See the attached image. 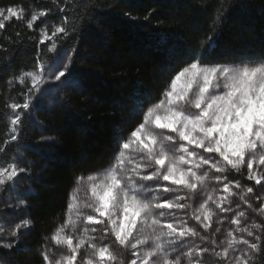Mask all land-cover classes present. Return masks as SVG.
Listing matches in <instances>:
<instances>
[{
	"label": "snow or ice",
	"instance_id": "6c2138e0",
	"mask_svg": "<svg viewBox=\"0 0 264 264\" xmlns=\"http://www.w3.org/2000/svg\"><path fill=\"white\" fill-rule=\"evenodd\" d=\"M51 3L31 13L19 4L0 5V31L15 20L33 33L16 31L4 38L8 45L28 41L35 47L33 68L7 81L23 87L22 103L5 96L0 113L7 118L0 139V264H26L23 254L30 249L21 237L36 223L30 214L11 224L6 219L30 207L26 200L5 203L15 181L35 167L19 150L23 136L29 124L41 133L48 127L35 116L41 96L64 85L83 91L73 67L93 9L99 10L77 0ZM225 18L221 3L199 47L160 69L174 74L160 91L141 94L131 130L116 137L107 167L74 177L67 218L44 237L66 252L56 256L42 244L40 264H264V170H258L264 169V55L226 51L217 59ZM8 50L0 42V52ZM58 102L59 96L49 101ZM55 140L41 134L23 146L48 160ZM9 151L11 162L4 163ZM213 182V191L223 194L205 198L201 193ZM85 188L90 196L81 200Z\"/></svg>",
	"mask_w": 264,
	"mask_h": 264
},
{
	"label": "trees",
	"instance_id": "16d2710c",
	"mask_svg": "<svg viewBox=\"0 0 264 264\" xmlns=\"http://www.w3.org/2000/svg\"><path fill=\"white\" fill-rule=\"evenodd\" d=\"M77 2L95 3L99 7V10L93 9L92 21L83 31L73 67L83 91L64 86L56 95L60 102L50 108L39 107L35 116L48 127L41 133L34 124H29L19 149L35 167L31 168L30 176L26 175L22 192L10 189L5 199V203L26 200L30 206L9 212L6 217L9 224L29 214L36 222L35 228L21 237L30 249L23 254L26 264H40L37 249L42 244L46 243L53 253L60 249L54 241L45 242L44 237L64 222L74 177L105 165L106 154L113 152L116 137L126 136L131 130L132 113L141 94L160 91L159 85L174 74H165L160 69L169 62L182 61L199 47V40L212 31L209 25L221 3L226 18L217 38L216 58H221L226 51L264 55V0ZM9 3L22 5L25 11L54 7L51 0H0V5ZM124 13H130L132 18ZM47 19L52 22L51 16ZM16 31H22L25 36L33 34L15 20L0 31V42L9 48L7 53L0 52V113L4 112L5 96L22 102L18 93L24 91L23 87L18 83L13 84L16 89L9 87L8 78L18 74L21 68H33L29 61L34 56V45L25 41L23 47H17L8 45L4 39ZM5 57L12 58L10 64L2 63ZM82 96L87 97L86 102ZM6 128L7 118L0 115V139L5 138ZM41 134L56 138L50 145L48 160L26 151L23 146ZM12 155L9 151L3 162H11L8 158Z\"/></svg>",
	"mask_w": 264,
	"mask_h": 264
},
{
	"label": "rangeland",
	"instance_id": "374dc122",
	"mask_svg": "<svg viewBox=\"0 0 264 264\" xmlns=\"http://www.w3.org/2000/svg\"><path fill=\"white\" fill-rule=\"evenodd\" d=\"M32 11H34V10H29V11H26L27 13H31ZM49 31H51V28H49ZM50 46V45H49ZM64 86H67V87H71V86H68V85H64ZM64 86H62V87H64ZM12 88H15L16 89V86L15 85H12ZM71 88H73V89H75V90H77V88H74V87H71ZM61 89V88H60ZM60 89H56V88H54L52 91H50V92H48V93H46L45 95H43V96H41L40 97V100H39V104H38V107H45V108H50V107H53V106H55V105H53V104H50L49 103V101L50 100H52V99H54L55 97H56V95L58 94V92H59V90ZM22 103V102H21ZM113 155V152H109L108 154H106V157H105V165L104 166H102V167H107V165H108V163L110 162V157ZM101 167V168H102ZM258 170H264V169H258ZM86 175V174H85ZM25 179H26V175H20V177H19V180H18V186L17 187H15V189L18 191V192H22V190H23V186H24V182H25ZM250 186V185H249ZM20 187H22V188H20ZM76 187V184L74 185V187H73V189ZM217 188V185L213 182V183H209L208 185H207V187L205 188V190H204V192L203 193H201V195L202 196H204L205 198H206V194L207 193H212L213 194V198L215 199V198H218L220 195H222L223 193H222V191H220V190H217V191H213V189H216ZM72 189V190H73ZM72 190H71V192H72ZM70 192V193H71ZM79 196H80V198H81V200H84V199H86L88 196H90V192L89 191H87V189L85 188V189H83L80 193H79ZM18 201H19V199H13L10 203L11 204H15V203H18ZM69 202V201H68ZM191 202V201H190ZM193 206L195 207V206H197L195 203L193 204ZM233 207H235V205H233ZM66 211H67V208H66ZM66 211H65V213H66ZM67 217H66V215L64 216V220L66 219ZM190 226H191V224H190ZM224 228H225V230L227 229V223H225V225H224ZM66 232H67V230H66ZM186 250V249H185ZM62 252H66V248L64 247V246H60V249L58 250V251H56L55 252V255L56 256H59Z\"/></svg>",
	"mask_w": 264,
	"mask_h": 264
}]
</instances>
